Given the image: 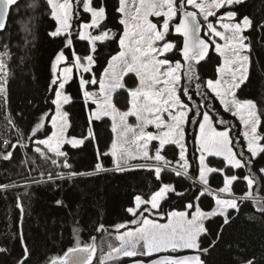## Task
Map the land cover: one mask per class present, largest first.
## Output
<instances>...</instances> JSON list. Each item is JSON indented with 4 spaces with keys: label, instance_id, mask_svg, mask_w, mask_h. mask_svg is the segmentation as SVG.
Wrapping results in <instances>:
<instances>
[{
    "label": "snow or ice",
    "instance_id": "6c2138e0",
    "mask_svg": "<svg viewBox=\"0 0 264 264\" xmlns=\"http://www.w3.org/2000/svg\"><path fill=\"white\" fill-rule=\"evenodd\" d=\"M19 4L20 0H0V33L7 31L12 10L18 12ZM247 4L248 0H111L114 19L123 29L117 32L108 27L110 0H43L49 20L54 22L47 35L61 46L50 60L51 78L44 96L49 106L28 131L17 122L23 113L14 116L11 111L10 87L15 74L9 62L15 54L10 43L0 45V119L4 122L0 160L11 161L18 150L34 153L29 157L25 152L21 161L28 168L24 183L0 184V191L22 187L27 195L33 184L58 188V181L102 171H147L154 176L152 189L133 197L125 209L130 219L114 225L118 244L109 240L106 253L100 248L98 264H124L125 259L130 264H208L207 257L223 241L226 227L237 218L233 213L238 215L242 205L251 202L259 213L248 219L264 220V196L254 192V188L264 191V108L238 95L250 76L251 34L264 41V18L257 20L241 11ZM39 6L40 0L28 5L32 9ZM24 32L27 46L31 43L27 39L30 24L24 26ZM76 41L86 42L84 53L76 50ZM111 43L117 44L118 51L104 56L103 47ZM213 50L221 62L216 77L205 80L198 65ZM101 60L106 63L101 65ZM97 68L102 70L97 72ZM132 76L135 80L129 85L126 77ZM73 84L87 113V132L79 137L69 134L73 125L66 110L73 103L68 92ZM121 92L127 94L126 111L114 102ZM226 114L234 120L225 118ZM105 117L112 121L111 130L116 134L110 149L101 153L97 145L93 172L75 171L65 146L79 149L96 142L93 124ZM129 117L136 122L129 123ZM188 124L197 129L192 133L191 160ZM169 149L172 159L167 155ZM109 155L113 169L100 162ZM37 160L49 165L39 172V179L32 176L41 168ZM214 175L218 177L215 187L210 183ZM181 181L188 182L187 186L178 187ZM173 198L183 202V210L165 212L164 205ZM204 198L211 200L207 210L201 207ZM55 203L63 206V200ZM15 207L20 223L13 239L22 250L15 264H28L31 249L23 230L25 208L19 195ZM156 218L167 222L159 223ZM216 218L223 222L205 246L211 236L206 223ZM106 231L103 224L96 228L98 233ZM72 234L74 243L48 264H97V238L84 243L77 227ZM7 252L0 247V254ZM261 261L264 254L257 260L244 253L232 264Z\"/></svg>",
    "mask_w": 264,
    "mask_h": 264
},
{
    "label": "trees",
    "instance_id": "16d2710c",
    "mask_svg": "<svg viewBox=\"0 0 264 264\" xmlns=\"http://www.w3.org/2000/svg\"><path fill=\"white\" fill-rule=\"evenodd\" d=\"M33 0H20L19 10L13 8L12 15L8 20L7 31L0 34V43H10L11 50L15 54L14 59L10 61V67L15 74L10 87L11 111L14 116L23 113V117H17V122L25 131L33 125L39 115L47 111L48 104L45 103V92L50 80V60L55 52L61 46L59 41L52 40L47 31L54 23L49 20L46 8L42 6L43 0H40L41 6L32 9L28 5ZM241 11L253 16L257 20L264 18V0H248ZM156 20V18H154ZM31 25V35L27 39L31 41L25 45L26 33L24 26ZM108 27L114 31L121 32L122 26L114 19V13L111 10V0L109 7ZM253 36V51L251 56L252 65L250 68L249 79L238 90L240 99H252L264 108V41H258L256 34ZM175 37H170L174 39ZM75 48L78 52L86 51V42L76 41ZM118 51L116 43L103 47L104 56L115 54ZM21 57H24V63L21 64ZM175 57L174 59H178ZM221 62V58L212 51L206 61H202L198 65V71L202 79L216 77V67ZM105 60H101L100 64L104 65ZM97 68V72L101 71ZM129 85L133 84L135 77L127 78ZM68 92L73 98V103L66 106V110L70 114L73 127L69 130L71 136L79 137L82 132H87V113L84 108L82 98L79 94L77 85L73 84L68 88ZM198 99V97H197ZM31 101V103H29ZM114 102L121 111L128 108L127 94L121 92L114 96ZM50 103V102H49ZM94 108V105H92ZM229 120H234L230 115L226 114ZM239 126V121H234ZM112 121L105 117L103 121H95L93 124L96 133V142H87L79 149H71L65 146L69 152L70 163L73 169L78 172H93L97 161V145L101 153L107 152L114 138L111 130ZM188 130V147L189 159L192 158V141L193 131L197 130L196 126L187 125ZM50 125L47 134H50ZM235 134V130H234ZM178 151V150H177ZM27 152L29 157L33 156L30 150H18L11 161L0 160V184H8L16 181L18 184L24 183L23 176L27 175L28 168L21 164L25 159L24 153ZM168 158H173V152L169 149ZM214 162L218 158H210ZM100 162L106 169H113L112 157L102 156ZM41 168L34 171L32 176L39 179V172L46 170L49 165L37 160ZM133 163H136L135 161ZM264 163V161H262ZM23 174V175H21ZM165 180L168 176L165 175ZM188 182L181 181L178 187L187 186ZM210 183L215 187L218 183V177L215 175L210 179ZM56 188L53 185L33 184L27 189L11 188L7 192L0 191V247L8 249L7 253L13 252L18 244L13 239L14 234L18 230L16 196L22 194L24 208L26 214L36 212L50 215L52 220L63 228L70 230L72 244L74 243L72 229L77 227L80 229V238L84 243H91V237L95 236L96 244L99 246L97 256L95 257L98 264L100 256V248L106 253L108 249V241L112 244H118L115 241L114 225L122 223L130 219L125 209L131 206L133 197L140 193H146L152 189L154 184V176L144 170H130L119 172L115 170L102 171L93 175H84L73 178L72 180L58 181ZM241 192V185L236 186V193ZM254 192L258 196H264V191L254 188ZM63 200V206H57L56 200ZM210 198L201 200V207L208 209L210 207ZM172 209L183 210V202L176 200L169 201L164 205V211L168 212ZM257 215L251 202L242 205L240 213L230 226L226 227L223 234V241L211 252L207 257L208 264H232V260L238 257V254L247 253L249 256L254 255L260 260L264 254V220H250L249 215ZM160 221H166L156 218ZM222 218H216L209 221L206 226L211 236L205 240V246L215 238V233L222 223ZM103 224L106 232H96L97 226ZM121 231H124L123 229ZM108 233H112L109 237ZM232 244L229 249L226 245ZM237 245L239 248H237ZM32 251V247H30ZM62 254V252L57 255ZM54 256H41L38 264H48L50 258ZM130 262L125 259L124 264ZM264 264V261H261Z\"/></svg>",
    "mask_w": 264,
    "mask_h": 264
},
{
    "label": "rangeland",
    "instance_id": "374dc122",
    "mask_svg": "<svg viewBox=\"0 0 264 264\" xmlns=\"http://www.w3.org/2000/svg\"><path fill=\"white\" fill-rule=\"evenodd\" d=\"M155 17H150L154 22ZM214 51V50H213ZM215 52V51H214ZM95 107V105H94ZM135 118L129 117V123L134 124ZM150 131L155 132V128L150 127ZM116 134L114 133V137ZM22 200L23 196L20 194ZM17 197V196H16ZM24 203V201H23ZM17 222L19 227V210L17 209ZM159 223L167 221L157 220ZM23 230L28 238L29 247H32L31 257L28 264H38L41 256H54L72 245L70 230L56 224L50 215L44 213L32 212L26 214L23 220ZM19 243L11 253L0 254V264H15L18 257L21 256Z\"/></svg>",
    "mask_w": 264,
    "mask_h": 264
},
{
    "label": "built area",
    "instance_id": "2783aa9c",
    "mask_svg": "<svg viewBox=\"0 0 264 264\" xmlns=\"http://www.w3.org/2000/svg\"><path fill=\"white\" fill-rule=\"evenodd\" d=\"M3 43H0V45H2ZM2 47H0V51H2ZM10 63V62H9ZM3 120L0 119V131H3ZM0 146H2V141H0Z\"/></svg>",
    "mask_w": 264,
    "mask_h": 264
},
{
    "label": "water",
    "instance_id": "95a60500",
    "mask_svg": "<svg viewBox=\"0 0 264 264\" xmlns=\"http://www.w3.org/2000/svg\"><path fill=\"white\" fill-rule=\"evenodd\" d=\"M1 34V33H0ZM125 264H130V262H127V263H125Z\"/></svg>",
    "mask_w": 264,
    "mask_h": 264
}]
</instances>
